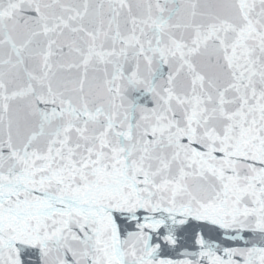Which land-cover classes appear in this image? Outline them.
<instances>
[{
  "label": "snow or ice",
  "instance_id": "snow-or-ice-1",
  "mask_svg": "<svg viewBox=\"0 0 264 264\" xmlns=\"http://www.w3.org/2000/svg\"><path fill=\"white\" fill-rule=\"evenodd\" d=\"M0 264H264V0H0Z\"/></svg>",
  "mask_w": 264,
  "mask_h": 264
}]
</instances>
